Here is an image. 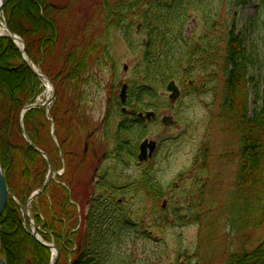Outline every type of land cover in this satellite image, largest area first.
<instances>
[{
	"label": "trees",
	"instance_id": "obj_1",
	"mask_svg": "<svg viewBox=\"0 0 264 264\" xmlns=\"http://www.w3.org/2000/svg\"><path fill=\"white\" fill-rule=\"evenodd\" d=\"M71 2L9 0L3 11L9 29L24 40L28 60L13 38L0 35V162L17 199H9L0 217V251L9 264H49L52 256L51 250L30 234V225L24 226L20 209L49 172L46 158L27 144L20 130L21 110L44 90L29 62L52 79L57 95L49 111L41 107L26 113L25 131L50 156L56 170L65 169L32 202L35 224L42 238L54 242L60 250L57 264H116L113 254L128 229L151 237L147 229H141L147 208L141 206L133 212L128 204L119 201V196L126 197L134 189L144 194L141 201L150 204L148 216L151 221L156 216L160 222H153V227H160L165 226L170 212V206L164 207L161 199L170 188L159 183L149 167H143L130 182H123L117 170L126 157L137 158V147L124 135L139 139L133 131L136 126L143 128L140 119L121 120L114 130L107 124L105 136L112 138L115 146L103 154L95 150L96 128L91 131L86 124L82 102L88 97L85 87L94 79L93 72L110 65V41L106 35L121 31L132 47L134 35L142 34V40L136 41L141 59L134 70L135 79L128 83L129 102L154 101L171 80L182 86L189 83L195 69L206 71L219 50L212 40L207 46H199L184 37L193 11L201 10L207 18L206 0H93L90 7L100 17L99 30L93 29L94 23L86 17L82 23L74 22ZM260 8H264V0H260ZM223 55L224 84L218 117L225 125L223 131L237 145L226 153L234 154L237 168L218 213L205 227L201 225L197 251L203 248L204 254L219 253L225 248L222 264H264V244L254 245L257 230L264 227V104L252 108L249 105L254 58L245 38L230 32ZM113 81L116 83L117 77ZM114 102L122 104L117 95ZM147 104L157 107L156 102ZM83 137L87 152L84 149L78 153L68 145L70 141L77 145ZM208 154L205 146L194 161L192 183L184 192L203 193L207 165L199 164V159L206 161ZM106 162L111 165L105 166ZM92 168L97 172L96 181L82 176ZM86 202L88 212L81 223L78 208L82 209ZM178 210L179 207L174 209L176 216H182ZM235 240L238 245L231 249ZM198 257L203 255L199 253Z\"/></svg>",
	"mask_w": 264,
	"mask_h": 264
},
{
	"label": "rangeland",
	"instance_id": "obj_2",
	"mask_svg": "<svg viewBox=\"0 0 264 264\" xmlns=\"http://www.w3.org/2000/svg\"><path fill=\"white\" fill-rule=\"evenodd\" d=\"M91 1L93 0H72L74 22L82 23L86 17L94 23L93 29L99 30L100 17L95 15L90 7ZM205 12L207 18L201 10L191 13L184 28V37L199 46L202 44L207 46L210 40L211 43L219 45L218 52L215 49L217 55L214 57L215 61L206 71L203 68L195 69L189 83L183 86L178 83L181 95L176 101L170 100V92L166 87L159 90L158 97L154 101L150 99H146L144 103H139L135 99L128 101L129 104L135 102L137 112L154 110L157 112V117L151 121H144L140 130L135 127L133 132L138 133L139 139H133L128 134H125L124 138L132 140V146L137 147V152L139 144L145 138L155 140L157 150L146 164L139 163L138 157H126L125 162L120 164L117 170L121 172L123 182H130L142 169L151 168L155 172L157 181L165 188H170L167 195L161 199L164 207L170 206V212L165 226L153 227V222L158 225L160 222L156 216L153 217L154 221L148 216L151 213L150 204L144 199L143 202L141 201L144 194L134 189L126 197L120 195V199L128 204L133 212L140 210L141 206L147 208L146 222L141 229H147L151 237L128 229L124 234L123 242L113 254L115 258L113 261L116 264H222L224 260L225 248L219 253L210 251L204 254L203 248L197 251L201 225L205 227L209 219L218 213L237 168L234 154L229 156L226 154L235 150L237 145L223 131L225 125L218 117L222 101L221 89L224 84L222 58L228 34L234 32L242 35L249 53L254 58V65L251 67L253 82L249 105L252 108L264 104V8H260V0H206ZM83 14L85 15L82 16ZM3 18L2 15L1 21L5 24ZM206 34V39L201 42ZM106 37L110 41V65L93 72L94 79L85 87L88 97L82 102L86 109L84 113L86 124L89 123L91 131L96 128L93 140L95 150L99 151V154L109 152L115 146V141L105 136L106 125L109 124L108 127L114 130L121 120L132 117L122 112V105L116 104L114 98L115 95L119 97L123 83L135 79L134 70L141 59L136 41L142 40V34L134 35L135 42L132 47L123 38L121 31H112ZM115 75L116 83L113 81L116 80ZM43 84L44 90L37 99L39 103L44 102L51 92L47 91L45 82ZM148 102H156L157 107L148 105ZM128 108L131 111V106ZM165 115L172 117L171 125L162 123L161 118ZM52 130H56L54 121ZM84 142L85 137L77 145L72 144L71 141L68 145L75 148L78 153H82L85 149ZM205 146L209 148L206 161L199 159V164L205 162L207 165L204 172L203 193L191 195L190 191H184L192 183L194 161ZM108 165L111 163L106 162L105 166ZM93 168L82 176L92 177L95 172ZM57 171L63 174L65 169L61 168ZM180 175L183 179H179ZM88 207L86 202L83 208H80L81 223L84 222ZM176 207H179L177 212L182 216H176L174 211ZM262 243L264 244V227L257 230L254 245ZM237 245L235 240L230 244V248L233 249ZM179 252H182V255H179ZM199 253L203 257H198Z\"/></svg>",
	"mask_w": 264,
	"mask_h": 264
},
{
	"label": "water",
	"instance_id": "obj_3",
	"mask_svg": "<svg viewBox=\"0 0 264 264\" xmlns=\"http://www.w3.org/2000/svg\"><path fill=\"white\" fill-rule=\"evenodd\" d=\"M8 1L9 0H0V21H1V17H2L4 7ZM1 23H2V26L5 30L4 32H2V35H6V36L13 38V40L21 47L23 57L27 60L26 53H25V42H24V40L20 36L13 33L8 28V26L6 24H4L2 21H1ZM29 66H30L32 72L38 78H41L45 82V85H46V83H49L50 88H51V90H50L51 92H50V96L44 102L39 103L38 100H36V101H34L30 104H27L23 107V109L21 111V115H20V129H21V133H22L24 139L26 140V142L28 143V145L33 150H35L36 152H38L40 155L44 156L47 159V162L49 164V172H48V175H47L45 181L30 194V196L27 198L25 204L23 206L21 205L20 208H21V212L23 215L24 225L26 224V222H29L31 225L30 234L38 242H40L42 245H44L45 247L49 248L52 251L53 257H52L49 264H57L59 261V258H60V250L58 249V247L55 245L54 242H48V241L44 240L43 238H41V236L38 232V227L36 226L34 218L31 215L30 206H31L32 202L39 195H41L45 192V190L47 189L50 182L55 179V176L58 174H61V173H59L55 170L50 156L47 155L42 149H40L37 145H35L28 138V136L25 132V129L23 127V119H24V116L27 113V111H29L33 108L50 107L56 98L57 88H56L54 82L45 73H43V71L40 68H36L31 63H29ZM126 68H127V66H125V69ZM127 88H128V84L124 83L122 85V88L120 91V99L123 103H125L127 101ZM167 90L170 92L169 98L171 101H176L181 95L180 87L178 86V84L176 83L175 80H171L168 82ZM123 110H125V107L123 108ZM139 117H142V118L147 119V120H151V119L156 117V112L153 110H148L146 112H140ZM172 121H173L172 117L169 115H165L162 117V123L165 125H171ZM53 133H55V132H53ZM156 148H157V142L155 140H150L148 138H145L144 140H142V142L140 143V146H139V154H138L139 161L143 162V161L149 159V157H151L153 155V153L155 152ZM10 198H13L15 200V196L13 195L12 191L10 190V188L8 186L5 172H4L3 167L0 163V217L2 216L4 210L6 209L8 201ZM0 248H1V237H0ZM0 264H9L8 261L6 260V258H4L1 255V251H0Z\"/></svg>",
	"mask_w": 264,
	"mask_h": 264
},
{
	"label": "flooded vegetation",
	"instance_id": "obj_4",
	"mask_svg": "<svg viewBox=\"0 0 264 264\" xmlns=\"http://www.w3.org/2000/svg\"><path fill=\"white\" fill-rule=\"evenodd\" d=\"M134 103V104H133ZM129 106H131V111L129 110ZM123 107H125V110H123L122 108ZM121 109H122V112L124 113V114H129V115H131L132 117H130L131 119H134L136 122H137V120L138 119H140L142 122H144L145 120H144V118H142V117H139V112H137L136 111V105H135V102H132L131 104H129L128 103V100H127V102L125 103V104H123L122 105V107H121ZM156 152V151H155ZM154 155V154H153ZM151 159V158H150ZM149 159V160H150ZM148 160V161H149ZM119 201L121 202L122 200L121 199H119ZM88 212V211H87Z\"/></svg>",
	"mask_w": 264,
	"mask_h": 264
},
{
	"label": "bare ground",
	"instance_id": "obj_5",
	"mask_svg": "<svg viewBox=\"0 0 264 264\" xmlns=\"http://www.w3.org/2000/svg\"><path fill=\"white\" fill-rule=\"evenodd\" d=\"M2 31H4V28H3L2 23H1V21H0V32H2ZM46 86H47V91L50 92L51 88H50L49 83H46Z\"/></svg>",
	"mask_w": 264,
	"mask_h": 264
}]
</instances>
